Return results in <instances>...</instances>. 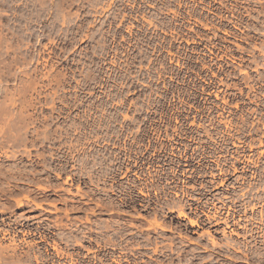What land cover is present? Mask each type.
I'll list each match as a JSON object with an SVG mask.
<instances>
[{
	"label": "rangeland",
	"instance_id": "1",
	"mask_svg": "<svg viewBox=\"0 0 264 264\" xmlns=\"http://www.w3.org/2000/svg\"><path fill=\"white\" fill-rule=\"evenodd\" d=\"M263 186L264 0H0V264L206 259Z\"/></svg>",
	"mask_w": 264,
	"mask_h": 264
},
{
	"label": "bare ground",
	"instance_id": "2",
	"mask_svg": "<svg viewBox=\"0 0 264 264\" xmlns=\"http://www.w3.org/2000/svg\"><path fill=\"white\" fill-rule=\"evenodd\" d=\"M252 178H254V177H252ZM240 190H242V189H240ZM247 193H248V191H247ZM253 193H255V191ZM246 194L243 193L241 195V197L247 196ZM222 196L223 195L220 196V200H219V202L221 204V206H220L221 208L218 207V209H216V211L219 212L218 215H212L211 217L208 215H205V219H207V221H208L207 223H209L210 225H213V227L214 226H216L217 228L222 227L220 230V232L222 234V240L220 241L219 244L214 239L211 238L210 239V242H211L210 248L209 247H198L204 253H206V252L211 253L208 255V257L206 259L197 258L196 256L193 255V252H190V251L185 252L184 249L175 248V245L172 241H170L167 244L160 245L157 242H153V244H152L147 239L148 240V241H146L147 246L148 245L152 246L151 248H148V250L151 251V254L150 255H143L144 258L148 259V262L143 261L141 258L142 256H139V264H164V261L168 262L169 264H173V260L178 259V261H179L182 259V257H187L186 255L190 256L186 260L187 264H192V261H194V260H198V261H204L205 260V261H211L212 262L216 258H219L220 261L229 260L232 264H239V263L256 264V263H254V261L259 262V264L260 263L264 264V262H262V260L264 261V252L263 253L260 252V250H261L260 248L264 246V198H261L260 196H258L261 199L255 200L254 204L251 203V205H247V206H249V207L246 206L248 209L245 208V206L243 204L237 205L234 201H232L233 203H235V205L233 204L234 207L232 209H230V208L226 209L225 203L229 200H228V198L222 197ZM186 198L188 199V197H186ZM254 199H256V198H254ZM193 201H195V199ZM179 203H181V201ZM189 204H190V202H189ZM189 204H188V206H189ZM172 206H173V208H176V209L171 210V208H170V209H168V211L171 210L172 213L177 211L178 212V218H185L186 217L185 209H191L190 207L186 208V205H181V204H179L178 206H174L172 204ZM229 206H231V204ZM239 207L244 209V213H251V217H248L249 216L248 215L247 218H245V214H244V217L242 216L243 218H245V220H243L241 217H238L237 208H239ZM222 210H227L226 211L227 213L225 215H223L224 213H222ZM216 211H215V213H217ZM230 211L232 212V214H235V215L237 214L236 215L238 217L237 221H233L235 218H233V215L231 214ZM255 213H257L256 216H255ZM212 214H214V211ZM230 216H231V218H229ZM242 222H244V223L241 224ZM190 224L193 225L194 222L191 221ZM39 227L41 229H43L45 232L38 233L39 235L37 238L39 239V241L47 244V241L50 240L48 238V234H52V232L49 231L48 229H44L43 226H41V225H39ZM158 227H160L159 224H158ZM236 227L238 229H241L244 233L243 234L240 233L241 235L238 234L236 232V230H237ZM57 240L61 241L63 239L58 238ZM65 241L67 242L68 240H65ZM54 246H55V244H52V247H51L54 251V256L53 255H46V257L33 256L35 261L39 262L40 264H44V263L53 262V258L59 259L61 255L54 248ZM262 250H263V248H262ZM9 252H10V255L7 258L8 260H11V261H13L15 259L18 260V255H16L17 252H16L15 248H12L11 250H9ZM7 259L0 258V262L5 261ZM214 263H216V262H214Z\"/></svg>",
	"mask_w": 264,
	"mask_h": 264
}]
</instances>
